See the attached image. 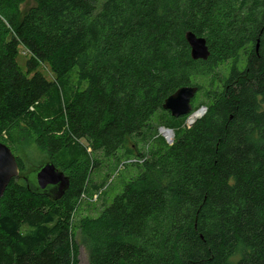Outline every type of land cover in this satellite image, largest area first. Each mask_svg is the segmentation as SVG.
<instances>
[{
	"label": "trees",
	"instance_id": "1",
	"mask_svg": "<svg viewBox=\"0 0 264 264\" xmlns=\"http://www.w3.org/2000/svg\"><path fill=\"white\" fill-rule=\"evenodd\" d=\"M32 1L0 0V141L20 127L71 182L55 200L28 187L16 156L0 264H79L78 230L88 264H264V0ZM187 31L206 38L207 60L191 57ZM229 61L228 75L216 73ZM203 75L216 83L202 117L152 124ZM160 126L175 131L171 144ZM97 151H125L128 171L100 214L75 225Z\"/></svg>",
	"mask_w": 264,
	"mask_h": 264
},
{
	"label": "rangeland",
	"instance_id": "2",
	"mask_svg": "<svg viewBox=\"0 0 264 264\" xmlns=\"http://www.w3.org/2000/svg\"><path fill=\"white\" fill-rule=\"evenodd\" d=\"M91 1L95 4L97 9L100 10L105 0H91ZM32 4L33 1L28 0L24 9L29 8V6H31ZM30 58L31 56L30 53L27 51V49L23 46H20L17 55V63L19 67L26 73H28L26 65ZM235 63H237L235 65L239 69L243 68L244 63L242 56L240 60H238ZM235 65H233V62L231 61L226 62L221 66L220 70L216 71V73L222 71L223 74L228 75L233 69V66ZM38 70L41 71L46 78L52 80L54 79L55 75L53 74L50 66L47 63L39 64ZM198 81H199L198 86H200L199 91L196 97H194L192 112L189 115H186L187 118L184 122L186 126L188 125L190 126L189 124L190 118L193 117L194 114L200 111L202 108H204L205 111H203L202 115L196 117L195 120L202 117L206 113L207 107L201 105L200 101L204 99L207 91L210 90L211 87H214L216 83L215 77L212 78L209 77L208 75H203L201 77L199 76ZM73 83H76L75 79H73ZM181 117L182 116L174 117L172 115H168L167 112L165 113L164 110H158L153 115L151 122L153 125H156L157 123L160 122V119L161 120H165L169 118L178 119ZM195 120L193 122H195ZM153 132L155 133L156 130L155 131L153 130ZM158 132H159V128H158ZM160 137L165 141V139L161 135ZM173 137H175L174 130H173ZM5 140L9 144V147L12 149L14 155L18 156L22 160L26 174L30 170H33L35 172L41 165L49 161V156L47 152L44 151L42 148L38 147L32 140H29L28 138L22 136L20 127H15L11 135L6 137ZM153 140L154 139L151 138L150 141L148 142L149 146L145 147L146 151L153 144L154 142ZM83 142L87 143V141L85 140H83ZM138 149L140 150L141 148L138 146ZM138 149L137 147L135 148L133 146L132 141L129 142L126 147L127 151H133L134 154H136ZM89 150L91 149L89 148ZM124 152L125 151H119L116 158L115 156L107 157L101 151L94 152L93 156L95 159L98 160L99 163L97 164L96 167L93 168L92 175L89 180L88 192L86 193L85 196H83L81 200V204L78 207V210L75 214L74 217L75 225L78 223V220L82 218L89 219V218L97 217L102 211V209L112 201L113 197L121 191V185L124 182V179L128 171L127 168L124 169V165L120 162V160L125 156ZM131 173H134V170H132ZM19 180L23 182L22 178H20ZM103 183H106V185L101 187ZM79 231L80 230H78L77 232V239L80 243L79 264H88V253H89L88 248L80 241V238H82V236ZM235 258L236 256L234 257V259Z\"/></svg>",
	"mask_w": 264,
	"mask_h": 264
},
{
	"label": "water",
	"instance_id": "3",
	"mask_svg": "<svg viewBox=\"0 0 264 264\" xmlns=\"http://www.w3.org/2000/svg\"><path fill=\"white\" fill-rule=\"evenodd\" d=\"M191 48V57L195 60H207L211 54L207 40L192 31L185 34ZM259 48V41L256 49ZM198 92V86H182L169 95L163 109L169 111L172 116L180 117L192 112V100ZM20 175V166L12 149L0 141V199L13 178ZM28 187L40 190L53 199H60L70 186V177L60 170L53 162L48 161L41 165L35 172L27 173L23 177ZM1 214V211H0Z\"/></svg>",
	"mask_w": 264,
	"mask_h": 264
},
{
	"label": "built area",
	"instance_id": "4",
	"mask_svg": "<svg viewBox=\"0 0 264 264\" xmlns=\"http://www.w3.org/2000/svg\"><path fill=\"white\" fill-rule=\"evenodd\" d=\"M202 111H205L204 108L201 109ZM195 120V118L193 120H189V124L191 125L193 123V121ZM159 135H161L167 143L171 144L174 140L173 137V129L169 128V127H165V126H160L159 127Z\"/></svg>",
	"mask_w": 264,
	"mask_h": 264
},
{
	"label": "bare ground",
	"instance_id": "5",
	"mask_svg": "<svg viewBox=\"0 0 264 264\" xmlns=\"http://www.w3.org/2000/svg\"><path fill=\"white\" fill-rule=\"evenodd\" d=\"M202 114H203V111L200 110V111L196 112V113L194 114V116L190 118V120H193L194 118L199 117V116L202 115Z\"/></svg>",
	"mask_w": 264,
	"mask_h": 264
}]
</instances>
